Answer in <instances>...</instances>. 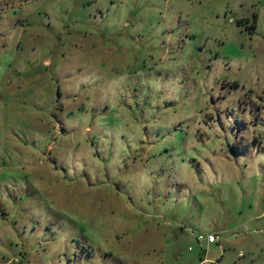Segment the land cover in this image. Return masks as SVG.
<instances>
[{"label": "rangeland", "instance_id": "obj_1", "mask_svg": "<svg viewBox=\"0 0 264 264\" xmlns=\"http://www.w3.org/2000/svg\"><path fill=\"white\" fill-rule=\"evenodd\" d=\"M219 259L264 264V0H0V264Z\"/></svg>", "mask_w": 264, "mask_h": 264}, {"label": "built area", "instance_id": "obj_2", "mask_svg": "<svg viewBox=\"0 0 264 264\" xmlns=\"http://www.w3.org/2000/svg\"><path fill=\"white\" fill-rule=\"evenodd\" d=\"M219 241V237L217 235H208L207 237H204V236H198L197 237V242L199 244H214V243H217ZM238 257H243V253H238Z\"/></svg>", "mask_w": 264, "mask_h": 264}, {"label": "water", "instance_id": "obj_3", "mask_svg": "<svg viewBox=\"0 0 264 264\" xmlns=\"http://www.w3.org/2000/svg\"><path fill=\"white\" fill-rule=\"evenodd\" d=\"M219 261H220V259L218 261H216V262H207V263H204V264H219Z\"/></svg>", "mask_w": 264, "mask_h": 264}, {"label": "crops", "instance_id": "obj_4", "mask_svg": "<svg viewBox=\"0 0 264 264\" xmlns=\"http://www.w3.org/2000/svg\"><path fill=\"white\" fill-rule=\"evenodd\" d=\"M206 244V243H205ZM207 245H209V244H207ZM210 245H212V244H210ZM207 262H209V260H204V261H202L200 264H204V263H207Z\"/></svg>", "mask_w": 264, "mask_h": 264}]
</instances>
